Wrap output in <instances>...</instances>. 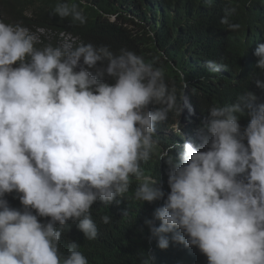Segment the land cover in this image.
I'll return each instance as SVG.
<instances>
[{"label": "clouds", "instance_id": "9594fccd", "mask_svg": "<svg viewBox=\"0 0 264 264\" xmlns=\"http://www.w3.org/2000/svg\"><path fill=\"white\" fill-rule=\"evenodd\" d=\"M44 1L0 0V264H89L76 241L61 254L62 231L97 239L92 206L118 204L134 180L135 200L164 198L142 164L171 136L159 155L170 193L145 221L158 247L171 234L208 264H264V0H244L259 12L247 35L263 78L209 116L191 58L212 73L223 59L185 58L178 105L162 68L85 37L91 12ZM221 23L226 38L244 26L228 14ZM13 192L16 209L5 198ZM154 261L146 254L142 264Z\"/></svg>", "mask_w": 264, "mask_h": 264}, {"label": "trees", "instance_id": "16d2710c", "mask_svg": "<svg viewBox=\"0 0 264 264\" xmlns=\"http://www.w3.org/2000/svg\"><path fill=\"white\" fill-rule=\"evenodd\" d=\"M82 1L87 5H83ZM155 1L151 9L141 0H56V4L75 3L79 9H84L86 16L91 12L92 17L84 28V35L89 40L109 46L118 54L122 49L137 53L155 67L162 68L171 88L176 90L178 105L182 76L186 73L185 58L193 55L223 59L225 70L212 73L203 68V60L191 58L204 73L193 74L189 79H195L194 89L199 87L205 101L203 112L206 111L208 116V108L226 104L227 100L233 101L240 93L253 89L256 80L263 78L256 66L253 69L251 55L255 46L247 35L259 18L254 5L247 7L244 0ZM248 2L251 4L252 0ZM96 14L100 17L98 22ZM226 14L231 23H244L242 28L233 31L227 38L223 36L227 25L221 23ZM105 16H116L117 21L112 23ZM93 36L98 37L94 39ZM157 140L156 154L142 164V169L145 175L160 180L164 198L154 203L135 200L137 183L134 180L129 192L118 204L98 203L92 206L91 218L98 228L97 239L87 240L83 233L73 232L72 235L68 232L70 225L62 231L59 242L62 255L67 256L69 243L76 241L89 264H142L146 254L155 257L154 264H208V260L199 255L197 247H185L173 242L171 234L168 237L169 248L160 249L158 239L152 236L145 223L147 219H154L155 210L163 207L170 193L169 176L161 182L159 155L177 140L174 136ZM16 194L13 192L5 197L10 207L15 209L18 205L15 203ZM125 212L128 214L124 215ZM105 215L110 217L107 224L102 219ZM160 223L155 221L157 227Z\"/></svg>", "mask_w": 264, "mask_h": 264}]
</instances>
